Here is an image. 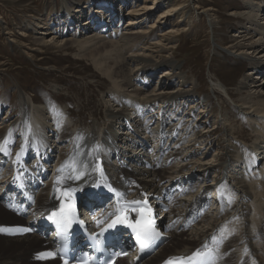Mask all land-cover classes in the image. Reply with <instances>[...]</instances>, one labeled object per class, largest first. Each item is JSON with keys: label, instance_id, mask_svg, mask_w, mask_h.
<instances>
[{"label": "bare ground", "instance_id": "obj_1", "mask_svg": "<svg viewBox=\"0 0 264 264\" xmlns=\"http://www.w3.org/2000/svg\"><path fill=\"white\" fill-rule=\"evenodd\" d=\"M62 1L66 4L63 12L67 13V23L71 27L82 34V31L88 30L91 22L98 18L94 31L85 34L78 41L76 36L53 31V27L41 18H35L28 22L35 34L32 36L22 30L17 36L22 39L30 38L31 44L25 47L29 57L48 47L66 54L68 51L73 52L79 60H90L102 76L110 81L108 97H103L104 123L98 125L93 120L88 130L73 129L71 124L61 119L62 113L58 112L53 118H48L43 104L36 105L34 98L29 102L25 97H20L17 104L19 113L9 125H5L4 131L0 130L1 164L11 159L8 151L9 147H12L16 126L22 128L20 133L17 132L21 139H25L17 150L20 154V166L13 171L3 170L0 175L3 178V181L0 180V190L9 186L18 174L24 175V178L30 175L45 179L46 166L40 158L49 160L52 152L45 146V141L50 137L49 133L53 132L55 134L52 136L58 140V145H62L61 148L54 147L56 164L61 167V172L64 171L66 178L79 187L91 184L96 178L97 164L105 159L108 171L116 174L117 179L123 175L129 182H133L135 187L144 188L150 193L156 190L159 192V185L164 188L178 179L189 192L178 201L177 207L172 209L173 216H181L183 211L193 212L194 208L207 202V194H219L220 202L212 200L216 204L212 203L214 205L211 211L209 210L197 225L190 228L187 234L178 233L176 229L169 231L165 234L169 239L168 245L159 246L153 257L141 264H157L169 255L189 253L203 245L216 228L222 230V227L227 228L225 231H231H228L230 234L226 237L222 255L216 264H264V168H261L264 167V161L260 170L252 167L256 161L259 162L261 154H264V59L254 56L264 49V20L258 22L257 19L264 11V0H243L246 1L244 7L238 12L233 11L230 20L235 18L234 16L237 19L234 25H230L235 30L226 40V45H223L221 38L226 32L221 30L222 23L210 6L200 5L199 1H193L195 4L189 7L190 4L185 3L192 0H143L126 9V15H123V19H126L124 28L118 31H111L110 26L104 27L102 19H111L113 15V19L117 20V16L121 18L122 5L138 0H107L110 6L102 9L101 6H94V0L92 3L80 0ZM161 6L156 18L144 28L143 22ZM85 12L90 14V21L83 17ZM203 16L210 20L216 54L225 52L235 60L244 61L247 66V71L242 72L241 79L232 86L229 82L224 83L222 75H218L219 72L213 73L216 78L215 92H223L222 96L228 98L233 105L227 104L225 109L221 110L210 106V94L201 95L193 90L192 78L182 69V64L170 55V52L174 54L178 49L175 38L178 35L186 36L189 30L196 26L195 20ZM162 21L168 22L169 28L164 30L157 40L146 41L153 36L151 34L155 28H159ZM112 24L113 22L109 25ZM2 25H6V20L0 19V26ZM100 27L104 30L97 31ZM70 30L67 29L66 33ZM4 33L9 44L15 43L12 38L14 32L9 29ZM162 66L164 68L155 75V83L149 87V77ZM228 70L229 74L237 73L236 69ZM172 80L178 82L176 88L171 87ZM187 83L189 87H186ZM188 101L191 102L187 107ZM221 101H224L223 98ZM175 104L178 111H182L178 116L185 113L184 120L177 118V124L174 125L165 123L166 120L163 119L160 122L148 121L150 125L152 122L156 123L157 130L149 135L150 139H153L154 147H157L154 136L157 131L159 133L161 127L167 130V142L173 136L176 137L171 141V151L165 153L166 159L162 166L150 172L145 171L139 166V162L143 160L139 153L146 149L147 142L133 133L134 130L130 132L133 133L132 136L125 129L121 128V131L119 126L124 125L120 121L122 118L132 119L133 113L138 114L141 122L143 119L147 121L155 115L163 116L167 109ZM33 107L34 110L30 111ZM142 107L146 110L143 111ZM231 115H236L235 121L231 119ZM170 117L171 114L165 116V119L171 121ZM247 120L252 125L245 123ZM136 121L137 119L134 124ZM239 122L240 127L248 130L251 127L250 130L253 131L247 133L237 128L235 124L238 126ZM207 123H211V127ZM43 127L46 131H42ZM37 130L41 133L34 136L32 133ZM160 136L161 134H158L156 141ZM28 137L30 141L34 140L36 147L26 140ZM239 137H245L241 142L250 143L241 145L237 141ZM130 139L137 140L131 147L132 150L129 149ZM41 140H44V143ZM47 145L51 147L50 144ZM38 147H41V151L35 150ZM211 150L213 154L210 155ZM78 154L83 160L79 163V168L74 169L72 161L79 159ZM119 155L130 164L136 165L133 170L127 169L123 164L116 167L112 165L116 162H109L116 160ZM29 157L36 162L26 164V158ZM167 163L171 165L167 166ZM245 164L247 165L244 167ZM64 173L58 172L57 178L60 176V179H63ZM7 174L9 178L4 180ZM54 200L55 196H50L48 187L42 188L34 206V214H44ZM250 209L253 214L247 217ZM168 218L172 219L170 215ZM17 220L0 203V224H13ZM225 231L223 232L226 234ZM43 241L37 234L9 238L0 236V264H49L28 262L30 252L40 250ZM243 250L247 256L248 252L252 253H249V259L245 256L241 261Z\"/></svg>", "mask_w": 264, "mask_h": 264}, {"label": "rangeland", "instance_id": "obj_2", "mask_svg": "<svg viewBox=\"0 0 264 264\" xmlns=\"http://www.w3.org/2000/svg\"><path fill=\"white\" fill-rule=\"evenodd\" d=\"M80 1H88V3L93 2V0ZM94 1L96 2L94 6H101V9L110 4L107 3V0ZM193 1H199L200 5L211 7L216 17H218L219 22L222 23L220 25L222 26V32L226 31L221 35L222 41H224L223 45H226V40L229 38V35L233 33L232 31L235 30L231 25H234L237 19V17L234 16L235 18L233 19L235 20H230V18H232L231 14L233 11L238 12V10H241L246 1L192 0L185 4H190L188 6L192 7L193 4H195ZM62 2V0H0V19L6 20V25L0 26V130L4 131L5 125H9V122L15 119V116L19 113L20 109L17 104H19L20 97H25V100L29 102L33 101L34 98L36 100V105L43 104L45 106V111H47L48 118H50L53 113H58L60 111V113L63 114L60 116L62 120L71 124L74 127L73 129H81L82 131L88 130L87 128L92 124L93 120L98 125H100L101 122L104 123V119L102 118L105 112L103 97L104 99L108 97V89L111 86H109L110 81L102 76L93 63L87 58L79 60L73 52L68 51L66 54L52 48L49 49L48 47H44L42 52H37L33 55L32 57L34 58L29 57L26 54L27 49L25 47L31 44L30 38L22 39L20 36H17L19 35L18 32L22 30L33 36L35 32L28 22H30V19L34 20L35 18H41L45 23L53 27V31L57 30L63 32L65 35L69 34L72 37L76 36L75 38L78 41L81 40L85 34L94 31V26L96 27L98 24L97 19L94 20L95 23L91 22V27L86 31L83 30L82 34L79 33V30L71 27L67 23V13L63 12V8H65L66 4ZM141 2H143V0H138L136 2L131 1L125 4V6L122 5L120 9L121 15H126V9L129 8V6ZM161 8L162 6L155 10L150 18L143 22L142 26L144 28L146 26L148 27L149 23L156 18ZM56 16L58 19H56ZM83 17H86V19L90 21L91 16L88 12H85ZM257 19L258 22L264 20V11L260 13ZM125 20L126 19H124V21ZM209 21V18H205V16L196 19L194 23L196 26H193V29L189 30L186 36L184 35L181 37V35H178L175 38L178 49L174 54L170 52V55L173 59L182 64V69L192 78L193 90L201 95L210 94V106H214L221 110L222 108L225 109L227 104L232 105V103H230L228 98L222 96L223 92H215L214 82L216 78L213 73L217 74V72H219L218 75H222L221 78L224 79V83L227 84L229 82V84H231L230 86H232L241 79L240 74L247 71V66L244 61L240 62L239 60H235L225 52L216 54L214 50L215 42L212 38L213 33H211L212 26H210ZM122 26L124 28V24ZM169 26L170 24L168 22L162 21L159 28H155L154 32L151 34V36L153 35L154 37L152 36L146 39V41L157 40L159 35H161L164 30L168 29ZM234 27L237 28L236 26ZM9 29L12 33L14 32L12 38L16 44L13 42L9 44L6 39V34L4 32ZM67 29L70 30L69 33H66ZM254 56H259L261 59H264V49L263 52L254 54ZM162 68H164V66L158 68L152 76L150 75L151 84L149 87L153 86L156 81L155 75L158 74ZM228 69H236L237 73L229 74V72H227L229 71ZM185 85L189 87L188 83ZM177 86L178 82L172 80L171 87L176 88ZM221 98H223L224 101H221ZM190 102L191 101H188L186 103L187 107ZM110 104H112V102ZM32 110H34V107L30 108V111ZM9 113L12 114L7 116ZM184 115L185 113L182 116ZM232 115L231 119L233 118L235 121L236 115H234V117ZM154 118H157V116L155 115ZM245 123L248 125L251 124L248 120ZM207 124L209 127L212 125L211 123ZM240 124L241 122L238 123L239 127L236 124L235 126L241 128L243 131L245 130L247 133L253 131L250 130L251 127H249V130L240 127ZM21 130L22 128L17 125L15 132L19 133ZM42 131H46L45 127L42 128ZM18 133L16 134L19 135ZM239 138L237 141L241 145L250 143V141L241 142L244 141L245 137ZM16 143L18 142L15 141V144ZM209 154H213L212 150L209 151ZM208 180H210V176ZM189 231L190 230L184 231L181 234H187ZM168 242L169 239L162 244V247L168 245ZM49 264H56V262H51ZM120 264H126L125 260L123 262L121 261Z\"/></svg>", "mask_w": 264, "mask_h": 264}, {"label": "snow or ice", "instance_id": "obj_3", "mask_svg": "<svg viewBox=\"0 0 264 264\" xmlns=\"http://www.w3.org/2000/svg\"><path fill=\"white\" fill-rule=\"evenodd\" d=\"M73 218H74V205H70V204L65 205L64 203L61 204V208L59 210L53 212L52 215L49 217V219L53 220L54 223H56L58 226L61 227L70 226ZM118 223L127 224L128 227L136 231L137 240L140 243L142 249L146 247L149 243H151L156 237L159 236V233L156 232L155 229L152 227L153 224L152 220L150 218L145 219L143 214H141L140 219H138L135 223L129 221L126 216L123 215L117 216V218L111 224H109L108 227L109 228L115 227V225ZM24 231H27V229H25ZM47 255L53 256L54 254L48 253ZM194 255L199 256L201 254L196 253ZM210 255L211 253L205 254V258H207ZM168 264H182V261L173 260V261H169Z\"/></svg>", "mask_w": 264, "mask_h": 264}]
</instances>
